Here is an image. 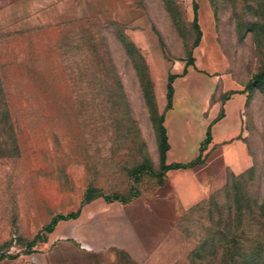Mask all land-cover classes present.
<instances>
[{
	"label": "rangeland",
	"instance_id": "374dc122",
	"mask_svg": "<svg viewBox=\"0 0 264 264\" xmlns=\"http://www.w3.org/2000/svg\"><path fill=\"white\" fill-rule=\"evenodd\" d=\"M263 72L264 0H0V264H228L194 252L264 203ZM190 74L220 79L210 105L247 97L252 165L221 188L206 139L169 170L168 105H203L175 104Z\"/></svg>",
	"mask_w": 264,
	"mask_h": 264
},
{
	"label": "crops",
	"instance_id": "0c3cea01",
	"mask_svg": "<svg viewBox=\"0 0 264 264\" xmlns=\"http://www.w3.org/2000/svg\"><path fill=\"white\" fill-rule=\"evenodd\" d=\"M219 81L220 79H215L209 82L190 74L188 78L177 83L175 104L179 97L180 100H186L200 96L203 98V105L196 108L191 119L180 116L173 118L171 114L174 113V106L167 112L165 121L170 142L169 164H189L195 161L200 156L201 144L210 131L211 143L206 163L212 172L210 176L216 188L224 186L229 172L240 175L252 165L245 140L243 114L247 104L246 94L230 85L226 90L232 95L223 102L210 105L209 97L217 91ZM197 84H200L198 88ZM200 124L203 126L202 133L199 131ZM190 138L196 140L193 146L190 145Z\"/></svg>",
	"mask_w": 264,
	"mask_h": 264
},
{
	"label": "trees",
	"instance_id": "16d2710c",
	"mask_svg": "<svg viewBox=\"0 0 264 264\" xmlns=\"http://www.w3.org/2000/svg\"><path fill=\"white\" fill-rule=\"evenodd\" d=\"M264 84V72L258 75L252 83V87ZM172 90V86L169 88ZM171 95V94H170ZM170 103L172 95L169 97ZM172 109V104L168 105V110ZM6 113L9 114L7 109ZM211 143V133L208 131L206 143ZM202 149V153H203ZM202 153L193 162L189 164H172L169 170L188 169L201 164ZM257 209V210H256ZM253 207L239 210L231 206L229 209L230 217L223 222V225L218 226L216 229L212 227L206 239H203L197 246L194 252V257H200L204 253L210 252L213 256H221L227 260L228 264H264V236L260 234L255 228L262 226L264 228V203ZM258 211L260 213H258ZM235 212V215L232 214ZM75 215L68 218H74ZM63 219V218H60ZM58 220L53 222L57 224ZM243 228L240 233L237 229ZM229 259V260H228Z\"/></svg>",
	"mask_w": 264,
	"mask_h": 264
}]
</instances>
